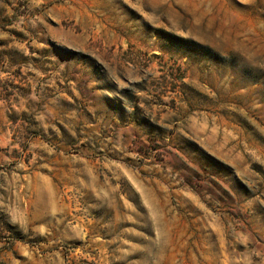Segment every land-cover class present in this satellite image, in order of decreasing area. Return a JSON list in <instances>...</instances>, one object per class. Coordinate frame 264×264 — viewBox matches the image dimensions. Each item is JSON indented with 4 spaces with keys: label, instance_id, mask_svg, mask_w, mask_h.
<instances>
[{
    "label": "rangeland",
    "instance_id": "374dc122",
    "mask_svg": "<svg viewBox=\"0 0 264 264\" xmlns=\"http://www.w3.org/2000/svg\"><path fill=\"white\" fill-rule=\"evenodd\" d=\"M0 264H264V0H0Z\"/></svg>",
    "mask_w": 264,
    "mask_h": 264
}]
</instances>
